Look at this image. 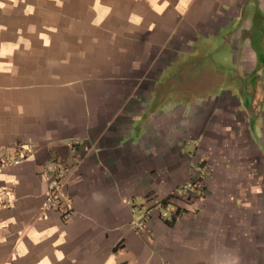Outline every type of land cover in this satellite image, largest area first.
I'll return each instance as SVG.
<instances>
[{"label":"crops","instance_id":"crops-1","mask_svg":"<svg viewBox=\"0 0 264 264\" xmlns=\"http://www.w3.org/2000/svg\"><path fill=\"white\" fill-rule=\"evenodd\" d=\"M22 155L0 264H264V0H0V159ZM59 167L69 218L42 211Z\"/></svg>","mask_w":264,"mask_h":264},{"label":"rangeland","instance_id":"rangeland-1","mask_svg":"<svg viewBox=\"0 0 264 264\" xmlns=\"http://www.w3.org/2000/svg\"><path fill=\"white\" fill-rule=\"evenodd\" d=\"M205 51L206 53L200 54L198 59L194 58L193 63H192L193 68L190 71H188L191 77H196L197 73H200L202 71H210V72L215 71L217 74V72H219L220 70L221 71L223 70V65L227 66L226 65L227 63H225L227 62V60L225 61V59L228 58V53L224 47L213 49V51L211 49L208 51L207 50ZM225 81L216 80L215 83L209 87L204 85V86H201L200 88L198 87L196 89H193L192 93H193L194 99H198V100L202 99L204 95L221 94L222 92L221 90L224 89ZM216 90H219V91H216ZM195 166L198 168L199 173L203 175V178L200 181L202 183V187L205 188L206 183H207V176L209 175V170H210V167L207 164V160L204 158H198Z\"/></svg>","mask_w":264,"mask_h":264},{"label":"built area","instance_id":"built-area-1","mask_svg":"<svg viewBox=\"0 0 264 264\" xmlns=\"http://www.w3.org/2000/svg\"><path fill=\"white\" fill-rule=\"evenodd\" d=\"M26 156H18L14 157L11 160L6 158L0 159V171H2L5 167L12 164H17L25 159ZM68 175L67 168L59 167L57 168L46 180V193H45V201L42 206V211L45 210H56L59 211L64 218H69L71 215V211L69 206H67L62 201V194L63 188L65 184V179ZM203 175L199 173L198 181L195 183L196 187H202V180ZM189 195V197H188ZM192 199V192L191 190L186 191L182 195V200L185 203L190 202ZM140 224V223H139Z\"/></svg>","mask_w":264,"mask_h":264},{"label":"trees","instance_id":"trees-1","mask_svg":"<svg viewBox=\"0 0 264 264\" xmlns=\"http://www.w3.org/2000/svg\"><path fill=\"white\" fill-rule=\"evenodd\" d=\"M197 190H199V192L202 190V187H197L196 189H193V190H191V192H192V194L194 193V192H196V194H197ZM198 195H199V193H198ZM188 197H189V195H188ZM189 203V202H188ZM178 212H179V208H176L175 209V211L173 212V214H172V218H171V220L172 219H174L175 217H176V215L178 214ZM170 223H171V221H169Z\"/></svg>","mask_w":264,"mask_h":264}]
</instances>
